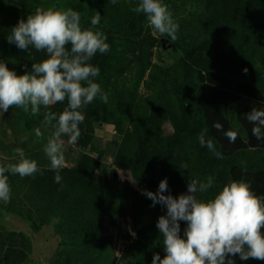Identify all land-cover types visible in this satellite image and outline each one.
Here are the masks:
<instances>
[{
    "label": "trees",
    "instance_id": "trees-1",
    "mask_svg": "<svg viewBox=\"0 0 264 264\" xmlns=\"http://www.w3.org/2000/svg\"><path fill=\"white\" fill-rule=\"evenodd\" d=\"M162 2L179 25L176 41L153 35L146 14L131 11L140 0L116 4L111 0H0V62L17 75L30 72L35 62L46 57L31 45L21 50L8 40L12 28L37 7L78 11L85 29L93 27L91 19L99 14L100 23L93 30L102 31L110 45L107 53L97 52L90 61L100 69L94 80L108 94V101L97 96L80 110L85 119L79 125L77 145L83 153L75 166L53 170L44 151L51 136L45 113L58 117L67 99L49 108L41 106L36 115L30 108L26 112L10 107L5 125L18 141L8 143L0 137V165L17 162L14 149L22 148L40 169L27 177L5 173L11 199L0 201V210L7 207L34 233L59 220L54 226L59 244L50 264H116L127 254L129 264H152L157 253L163 259L167 253L157 223L167 209L159 203L153 206L143 192H157L165 178L166 194L176 198L187 193L190 178L206 182L212 177V187L197 193L198 199H212L225 184L243 180L264 202V138L256 139L254 125L247 119L254 107L264 109V0ZM169 47L181 54L175 62H153L156 48ZM115 99L130 102L132 113L128 126L115 122L110 141L116 145L113 162L118 170L131 173L138 189L115 178L93 154L97 128L110 122ZM217 121L223 130L213 127ZM166 122L172 126L171 133L164 130ZM36 128L42 138L36 137ZM205 129V139L213 141L222 158L200 145L199 134ZM229 129L238 134L234 143L224 135ZM57 171L60 183L54 179ZM128 218L138 228L135 237L126 233L130 242L118 258L105 222L109 219L116 226ZM180 227L183 237L187 222L180 221ZM33 249L28 233L0 223V264H34ZM231 259L235 264H264L254 258L241 260L239 254Z\"/></svg>",
    "mask_w": 264,
    "mask_h": 264
},
{
    "label": "clouds",
    "instance_id": "clouds-1",
    "mask_svg": "<svg viewBox=\"0 0 264 264\" xmlns=\"http://www.w3.org/2000/svg\"><path fill=\"white\" fill-rule=\"evenodd\" d=\"M111 2L116 4L117 0ZM131 11L146 14L153 35L159 33L171 41L177 40L179 25L162 0H140ZM100 18L99 14L93 16V27L85 29L81 26L78 11L55 6L37 7L26 20L21 19L8 36L9 42L15 43L19 49L25 50L31 45L36 51L45 52L46 57L35 62L32 70L23 75H17L0 62V110L7 112L10 107L18 106L26 112L30 108L36 115L41 106L49 108L65 99L68 101L58 117L51 111L45 113L46 125L56 121L44 147L53 170L65 166L62 136H67V143L73 146L80 138L79 125L85 119L80 110L97 96L105 103L108 101V94L102 92L100 84L94 80L100 69L90 63L97 52L104 54L110 50L106 35L93 30ZM247 119L254 125L252 134L256 139L264 138V109L254 107ZM213 127L223 130L219 121L214 122ZM206 131L199 134L200 145H206L217 158H222L213 141L205 139ZM35 135L42 138L40 128L35 129ZM224 135L234 143L238 134L229 129ZM14 153L19 158L17 162L0 165V201L3 202L11 199L6 172L27 177L40 171L36 161L27 158L22 148L14 149ZM187 167L183 165L184 169ZM54 179L56 183L61 182L59 171ZM212 184V177L206 182L190 178L187 193L178 198L166 194L167 178L160 182L157 192L144 190L143 194L153 201V206L159 203L167 209V214L162 215L157 223L167 255L161 259L158 253L155 254L152 264H225L226 258L227 264H235L231 257L236 254L241 260H264V202L243 180L225 184L212 199H198L197 193H205ZM180 221L187 222L183 237L180 235Z\"/></svg>",
    "mask_w": 264,
    "mask_h": 264
},
{
    "label": "rangeland",
    "instance_id": "rangeland-1",
    "mask_svg": "<svg viewBox=\"0 0 264 264\" xmlns=\"http://www.w3.org/2000/svg\"><path fill=\"white\" fill-rule=\"evenodd\" d=\"M159 35V33H156V36ZM155 51L156 55L152 59L153 62L162 61L164 63H173L181 55L179 52L170 49V47L164 50L156 48ZM111 107L110 122L105 126H99L97 128L96 151L93 152V154L100 159L102 166H106L110 170V173L112 175H114L115 171L118 172V176H114L115 178L126 180L130 182V184L134 188L138 189V185L132 178L129 171L118 170L115 167L113 162V155L116 149V145L110 142L115 133L116 120H121L124 126H128L132 113V104L124 100L115 99L113 100ZM8 111L2 112V110H0V137H5L8 143L14 141L17 142L18 139L16 138V136H14L13 130L7 128L5 125V121L8 117ZM49 126L50 135H52L55 122L53 121L52 125ZM163 127L166 133L172 132V126L170 122H166ZM20 136L23 137V132L20 133ZM62 139L65 141L63 149L65 153L64 167L75 166L81 154L83 153V149H81L77 144L74 146L69 145L67 143V136H62ZM6 208L0 210V223L17 231H25L30 235L34 243V249L31 255L34 264H50V260L54 257L56 247L59 244V238L54 232V226L58 223L59 220H53L50 225L43 227L39 233H34L30 229L27 222H25L18 215L10 213ZM105 226V233L107 236H110L112 238V241L114 240V238H122V240H124L127 245L129 244L130 239L126 238V233H129L130 236L135 237L136 230L138 228V226H135L132 219L130 218H128L127 220H119L116 226L111 225L110 220L107 219L105 222ZM130 260L131 255L127 254L123 260L117 261L116 264H129Z\"/></svg>",
    "mask_w": 264,
    "mask_h": 264
},
{
    "label": "built area",
    "instance_id": "built-area-1",
    "mask_svg": "<svg viewBox=\"0 0 264 264\" xmlns=\"http://www.w3.org/2000/svg\"><path fill=\"white\" fill-rule=\"evenodd\" d=\"M126 246L127 243L124 240H122V238H114L113 247L115 249V254L117 255L118 258L124 255Z\"/></svg>",
    "mask_w": 264,
    "mask_h": 264
},
{
    "label": "water",
    "instance_id": "water-1",
    "mask_svg": "<svg viewBox=\"0 0 264 264\" xmlns=\"http://www.w3.org/2000/svg\"><path fill=\"white\" fill-rule=\"evenodd\" d=\"M114 176H118V172L117 171H115Z\"/></svg>",
    "mask_w": 264,
    "mask_h": 264
}]
</instances>
